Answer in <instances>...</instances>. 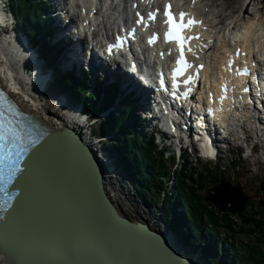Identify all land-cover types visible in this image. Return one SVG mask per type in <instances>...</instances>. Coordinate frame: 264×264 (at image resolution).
I'll use <instances>...</instances> for the list:
<instances>
[{"label": "bare ground", "instance_id": "6f19581e", "mask_svg": "<svg viewBox=\"0 0 264 264\" xmlns=\"http://www.w3.org/2000/svg\"><path fill=\"white\" fill-rule=\"evenodd\" d=\"M48 1L54 7L53 18L57 22V27L59 29L54 36V39H56L55 45L53 41L50 44H53L52 46H54L56 51L59 47L61 48V52H63V54L61 59L59 60L66 65L65 67L62 66L63 69H74V65H78V67L80 65V69L83 65L90 67V71L88 72V74L90 75V78L95 77L93 78V80L95 79L94 82L89 79L90 87H96L97 83L99 82L98 79H101L104 82H108V80L114 79L113 74L110 73V76L105 74L107 71L103 69L106 66L99 60L100 57H97L94 43H92L91 49L92 61L91 63L88 62V56H90L89 43H91V41H93L94 39L99 38L95 33H91L93 29L96 28L97 30H99L102 38L104 39L105 37L103 30L106 31L107 34L111 30H115L116 33H121V31L124 29L122 25H125L126 23L127 25H130L134 20V16L136 15L137 22L135 23V25H138V21H141L140 18L144 16V19L142 20L143 26H141L140 28H142L144 32H146L148 29L157 32L162 27L163 20L159 19L155 22H152L149 24L150 27L147 28L145 26V23L150 22V20L147 19L146 14L148 13L147 11L152 8L162 11L165 4H171L174 7V10L177 12L183 11L192 13L195 16L194 18L198 19L200 23H196L195 28L192 31L193 46L190 50V56L193 61L204 65L199 91L204 92L208 90V94H214V98L216 99L215 105L217 109L219 110L223 106V110L221 112H218V114L219 116L223 117L221 120L223 121V124L228 127V129L234 130L238 128L242 131V134L246 135L248 134V132H253V127L251 125L252 122L243 120V118L245 116L248 117L251 112L246 108L244 110V105H241L242 103H240V100L243 103H245L246 101L248 102L247 95L239 90V86H242L245 83L244 79L235 80L232 85L233 87H230L228 89L230 93L228 96L230 107H228V105H225V103H223L220 99L218 100L217 97L218 95H220L219 86H229V83L232 79L229 75V68L227 65L229 63V60L235 57L236 49H240L242 51V54H239V57L237 59L238 62L245 61V65L251 63L254 66L255 71L253 72V79H255L257 76V67L253 64L254 59L257 63L260 64L261 62L264 65V20H261L262 17L260 18V15L256 14V12H258L259 10H254L255 14L253 16V14L248 11V9L244 10L242 7L241 9L240 6L236 4L235 6H228L227 9L230 12L223 14L217 11L220 9L217 0H195V3H193L192 0H79L86 10L79 11V16H77V18L75 16L72 19L69 14L71 13V10H65V8L69 6L68 0H64L62 4L60 0ZM131 1L136 2V10H133V7L130 5ZM249 1L251 3V0H245L241 6L245 7L249 3ZM5 3L6 2L4 0H0V83L3 85L4 89L11 96H13V98L15 99L14 101H17V104L20 105L22 109H26L27 111L33 113L35 116L39 117L42 121H44L46 125H48V127L59 129L62 126H65L73 130L77 135L81 137L83 143L91 148L96 158H98L102 164V167L104 169V184L106 186V190L108 189V192L109 183L113 178V175L109 172H112V170L108 168V165L106 164L107 161H105L106 158H108V155H106V151L105 153L102 151V146L100 150L99 144L98 142H96L97 140L94 139L95 137L93 136L94 134L92 129L93 125H91L90 123L88 124V120L86 122L85 119H87L88 117L82 115L80 110L76 109V112H69L74 115L77 121H80L79 124L76 125L73 122L69 121L67 118L61 116L56 109L53 110V108L51 107L52 104L49 105L45 103L47 101H43L42 96L38 93V89H44L47 78L49 81L51 77H53V73L52 71H50V74L44 75L42 68L39 71L40 74L35 75V77L30 75V70L34 71L31 68L32 63H38V57L36 55L37 52L34 51V49L32 50L29 42L27 43V40L29 41L30 39L18 28L17 20L15 22V26L13 27L15 20H13V18L10 16V13L5 7ZM261 7H263V4H261ZM205 10H209L207 12L211 16V18L213 17V21L209 19V16H206L207 13L204 12ZM237 11H241V13L238 15V18H241L240 20H238L236 17ZM64 14H67L69 17H66ZM188 18H186V20ZM106 19L108 20L104 21ZM225 21H227V23L229 22L227 26L222 30H217V27L219 25L221 26V24H224ZM77 27L84 29V31L87 33L90 32V34H92L93 36V40L87 43L85 37L82 34L78 36L77 31H75ZM71 30L74 31L71 32ZM17 32L18 34H15ZM2 37H7L8 41H3L1 39ZM140 45L142 46L143 44L141 43ZM62 48H65L64 51ZM155 48H158V46L155 45ZM234 48L236 49L234 50ZM158 51L159 52L157 53V55L160 64L167 65L168 63L172 62L170 56L166 55L165 58L161 57L160 49ZM168 51L173 50L168 49ZM150 54L154 56L156 54V51L152 49ZM82 55L84 59L81 58ZM65 58H67V61H65ZM57 60L54 61L55 64H53L52 67H55V65L58 63ZM119 63L124 64V60L120 59ZM118 71L121 73L122 78L124 79V85H121L120 89H116V91L118 92L117 97H121L120 103L122 105V101L125 100L126 96L128 95V89L136 92L137 90H139V85L135 79L128 77L125 67H119ZM261 78L264 79V76H262V74ZM39 82L41 83L38 87H36L35 85H37ZM111 83L112 82L103 83V85H106L110 88L112 87ZM253 90L256 94L255 99L258 101L257 104L262 105L264 110V82L261 83V90L257 86H254ZM48 93L50 96L52 95V91L48 90ZM234 96H236L239 100L235 103V105H233ZM103 98L104 97H101L100 101H102ZM151 99L152 96L149 97L148 91L142 89V103H140V105L143 106V110L141 108L139 109L140 105H136L133 109L137 110L136 113L139 114L141 118H143L146 128L149 126L153 128V126H156V121L158 120L156 109ZM57 101L63 102L61 108L64 109L66 107L65 101L63 99L56 98V101L54 103H57ZM224 106L227 107V114L224 113V110L226 109ZM236 106H240V109H237ZM71 107L73 108V106ZM64 114L67 117L66 111H64ZM141 118L139 119L142 121ZM260 119L264 122V113L263 116L260 117ZM140 120H138V118L136 120L139 121V125L142 124ZM200 127L201 126H195L194 128L196 130H199ZM250 128L252 130H249ZM175 131H178V128L175 127ZM210 131L213 134L205 131V137H203L206 138V145L209 144L210 147H213L214 149H217L219 151V148L215 142L216 136L214 135V131ZM254 134L258 136L257 133L254 132ZM166 139H169V137H167ZM181 139L185 140V145L192 146L197 150L198 142L194 143V140L191 138V136L187 134H185L183 137L181 136L179 139V144H182ZM256 139L258 138L256 137ZM230 147H232L233 149L234 146ZM178 148L180 149L181 147L178 146ZM55 161V155L50 158L47 157L45 163L42 164L39 172L31 177V183H29L27 187V191L29 193L27 203L32 212L40 208V205L47 201L53 192V189L51 190L50 186L52 184V178L54 175ZM106 176H108V178H106ZM109 197L111 200L113 199V196H111L110 194ZM146 224L151 230H153L149 223ZM153 231L158 234H165L163 233V231ZM166 233V235H171V232ZM174 243L176 244L178 252H181L183 258L194 261L198 264H207L203 259H194L192 256H189L191 253H189V251L187 252L186 250H182L181 245H177L175 239ZM138 244L141 248H143V251H140L141 258H144L145 260L152 259L156 262V264H164V260L160 255H158L154 251L146 249L144 245L141 246L140 242H138ZM199 254L201 257L202 252ZM223 259H225L224 256ZM0 264H6L1 254Z\"/></svg>", "mask_w": 264, "mask_h": 264}, {"label": "water", "instance_id": "95a60500", "mask_svg": "<svg viewBox=\"0 0 264 264\" xmlns=\"http://www.w3.org/2000/svg\"><path fill=\"white\" fill-rule=\"evenodd\" d=\"M0 91L20 113L15 116L27 142L39 140L16 178L4 184L6 189L0 196V254L6 264H90L82 250L97 246L117 247L124 253L120 258L123 264H138L145 260L138 242L160 255L164 264H198L183 258L171 235L158 234L145 222L132 221L118 212L106 190L101 162L79 135L65 126L48 127L22 109L1 83ZM53 155V192L32 212L27 187L46 158ZM252 198L240 184L223 181L213 187L205 201L220 213L240 214ZM260 205L264 208L262 202ZM243 222L248 224L249 220L243 218ZM23 249L32 250V258L25 259Z\"/></svg>", "mask_w": 264, "mask_h": 264}, {"label": "rangeland", "instance_id": "374dc122", "mask_svg": "<svg viewBox=\"0 0 264 264\" xmlns=\"http://www.w3.org/2000/svg\"><path fill=\"white\" fill-rule=\"evenodd\" d=\"M4 1L6 2L5 3L6 9L11 15L12 12L10 9L9 0H4ZM44 1H45L44 4H47L48 6V0H44ZM60 1L62 4V0ZM244 1L245 0H217V3H219V8H220L217 11L223 14L229 13L230 11L227 9L228 6H235L237 4L240 6V8L242 7L244 10L248 9V11H250L253 14V16L255 14L254 12L256 10L257 11L259 10L258 12H256V14L260 15V18L262 17L261 20L262 19L264 20V0H255V1L251 0V3L249 1V3L245 7H243L241 5L243 4ZM68 3H69V6H67L68 9L65 8V10H71V13L72 14L75 13L76 15L78 12L75 8L76 0L74 1L68 0ZM261 4H263V7H261ZM207 11L209 10L204 11L205 13H207L206 16H209L210 17L209 19L213 21V17L211 18V16L209 15ZM53 13H54V10H50L49 14L46 16V20L47 19L51 20V23L48 20L47 21L51 24L52 33L50 34V32L49 33L47 32L48 37L45 38V40L47 44H50L53 41L55 45L56 39H54V36H55V33L59 29L57 27L55 20L52 19ZM240 13L241 11L240 12L237 11L236 17L238 20L241 19L240 17L238 18V15ZM64 15L66 17L68 16L67 14H64ZM71 17L73 19L75 16L71 15ZM107 20L108 19L104 21H107ZM15 22L16 20L14 21L13 27L15 26ZM228 23L227 21H225L224 24H221V26L219 25L217 27V30L224 29ZM52 25H54L56 29ZM53 29L55 32H54V35L52 36ZM72 31L74 30H71V32ZM75 31H77V29ZM21 32L23 31L21 30ZM103 33L107 37L108 35L107 32L103 30ZM15 34H18V32ZM96 35L99 38H102L101 34L99 35L98 33ZM1 39L3 41H8L7 37H2ZM28 42L32 50L34 49V51L37 52L36 55L38 57L37 58L38 63H32L31 68L34 71L30 70V75L35 77V75L40 74L39 71L42 68H43L44 75L50 74L49 73L50 71H52L53 73V77H51L52 80L51 79H50L51 81L49 80L50 82L48 81V78H47V82L44 85V89L43 90L38 89V93L39 95L42 96L43 101L44 100L47 101L45 103L49 105L52 104L51 107L53 108V110L56 109L61 116L67 118L69 121L73 122L76 125L79 124L80 121H77L74 115H72L69 112H72V111L76 112L77 110H80L82 115H85L88 117L87 119H85L86 122L88 120V124L90 123L91 125H93L92 129H93L94 135L93 134L92 135L95 137L94 139L97 140L96 142H98L100 150L102 146L103 147L102 151L104 153L106 151V155H108V158H106L105 161H107L106 164L108 165V168L112 170V172H109V173L113 175V178L111 179L109 183L108 193L111 196H113V199H112L113 203L116 209L119 211V213L123 217H126L132 221L149 223L153 230L163 231V233L165 234H167L166 232H171V236L175 239L177 245H181L182 250H186L187 252L189 251V253H191L189 256H192L194 259L195 258L203 259L207 264H213L205 256L202 255L200 257L199 253L202 252L201 249L204 248V243L203 244L200 243V241L197 239L196 244H193V246L197 248L194 249L193 247L189 245V243L187 244L184 243L178 233L172 232L174 231L173 229L172 231L167 230V228L169 229L170 225L166 223L161 216V211H163L164 208L166 207L164 204L161 203V200L163 201V198H165L166 192L162 194L159 204H153V203L150 204L144 199L143 194L138 193L136 191V188L132 180L130 179V175L126 171L125 166L119 160L118 154L116 153V150H115L116 141L119 140V136H122V135L124 136V134L122 132L115 133V130L111 128H108L107 131L103 129L104 122L106 121L108 122L111 119V117H113L116 113L125 111L124 105H121L120 103L121 97H117L118 95H115V94L112 95L111 94L112 92L109 89L105 90L106 88H104L103 87L104 85H103L101 92L99 94L100 95L99 103L101 104L103 102V100L102 102L100 100H101V97H104L105 98L104 103L106 106L102 108H99L96 106L94 107V110L90 109L89 106L86 105V102L84 101V99H82L81 97L79 98V96L74 91L73 92L70 91V87L72 88L71 85L68 86L69 88L67 87V89H65L66 86L64 87V85L62 84L60 80L62 76L64 75L66 76L67 73L74 74L75 78L78 80L76 73L80 75L81 73V71L79 70L80 65L78 67L79 69L77 68L78 65H74L73 66L74 69H70V68L63 69L62 66L65 67L66 65L62 61L59 60L61 59L63 52H61L60 47L56 51L54 46H52V49L47 53L48 58L46 57V59L51 60L52 55H54V56H57L56 60L58 59L57 60L58 63L55 65V67L54 66L52 67V65L48 66L47 63L49 62L46 59H43L41 57V50L45 51L42 44L36 46L37 42H35L33 46V42H30V40L29 41L27 40V43ZM66 47H69V46H66ZM65 48H62L63 51ZM81 58L84 59L83 55ZM65 61H67V58H65ZM82 67H84V65ZM93 78L95 77L90 78V75H89V79L92 82H94L95 80V79L93 80ZM98 81L101 83L103 82L101 79ZM40 83L41 82H39L35 86L38 87ZM47 83H48V86H47ZM107 83H110V80H108ZM118 85L121 87L122 85L121 79L118 80ZM119 86H118V89H120ZM48 90L52 91L51 96L49 95ZM128 95H132L135 99H137L136 104L137 106L140 105L139 98L136 97L133 91L128 89ZM56 98L63 99L65 101V105L67 108L66 107L64 109L61 108L62 103H63L62 101H57V103H54L56 101ZM71 106H73V108ZM140 108L143 110L142 105L139 106V109ZM64 111L67 112V117L65 116ZM130 111L132 115L129 118L125 119V123L129 126V124L133 125V123L135 122L136 125L138 126L137 131L143 134L144 140L147 141L151 137L152 134H155V129L151 128V126L146 128V126L144 125L145 121L143 120V118H141L139 114L136 113L137 110H133V107L130 108ZM130 111H128L127 113L129 114ZM137 118L138 120H140L139 118L142 119V121L140 120L142 123L141 125L138 124L139 121H136ZM255 126H257L258 128L257 124H255ZM249 130H252V129L250 128ZM257 130L258 129H256V131ZM254 132H255L254 127H253V132L252 131L248 132L247 135L242 134V131L238 128L234 129L233 134L229 135L230 140H231L230 145H227L226 143H222L221 149L219 151L218 160L217 159L207 160V159L201 158L200 153L198 152V149L196 150L193 148V151H192L189 149L185 150L184 147H182L183 148L181 150L182 155L179 158L177 157V154L174 148L172 150H169L168 153H165V156H164L165 166L170 171V174L172 176V177L170 176L167 177V181L165 183L166 186L168 187L167 191H170L175 186V177L176 175L178 176L177 173L181 171L182 164H187V167L189 169L194 168L197 172H202L204 173V176H207L206 178H203L201 180V182L199 183V186H197L198 184H197V179L195 176L193 178L196 183L194 184V186L198 189L197 194L204 199L203 203L207 207L208 214H213L214 216H217V223L220 225V228L222 227L221 228L222 231L220 230L219 237L224 238L226 240L227 245L226 244L225 246L223 245V248L226 250L225 252H223V256L225 257V259H223V256H221V254L218 251L217 252L215 251L217 255V260L219 261L221 260V264H225L226 262L227 264H229L228 262L229 254H230L229 251L231 248L229 246L231 244H234V242L236 243L235 245H239L241 242L251 244V245H257V246L259 245L264 249V208L262 205H260V202L264 204V131L260 135L261 137H257L256 134H254ZM155 136H157V134H155ZM256 137L258 139H256ZM244 138L248 139L247 143H245ZM156 140H159V139H156ZM256 141L257 143L255 145V148L252 150V153H250V156H249V149H251V146H253ZM154 143L158 147L159 150H162V148L157 144V141ZM230 146H234L233 149ZM172 152H175V154H173ZM171 156L175 158L174 162L171 161L173 160ZM214 177L218 178L217 179L218 183L216 184H215ZM106 178H108V176H106ZM223 181H233V182L240 184L243 191L253 197L251 201L247 204V207L244 213H240V214L220 213L213 204L207 203L205 201L206 196L209 193H212L213 187L220 184ZM174 199L176 202L177 212L183 215L185 212L184 206L181 204V202H179L177 198H174ZM224 215H225V218H223ZM243 218L248 219L249 223L248 224L244 223ZM231 222L234 224V228H233L234 232L232 234L223 231L226 229V227H228V224H230ZM255 226L257 230L261 228H263V230L260 232L253 233L252 228ZM181 230L184 231L185 229L181 227ZM202 232L203 234H205L207 232V227L205 226L202 227ZM207 255H210V252H207Z\"/></svg>", "mask_w": 264, "mask_h": 264}, {"label": "trees", "instance_id": "16d2710c", "mask_svg": "<svg viewBox=\"0 0 264 264\" xmlns=\"http://www.w3.org/2000/svg\"><path fill=\"white\" fill-rule=\"evenodd\" d=\"M10 9L18 22V28L22 30L36 46L41 45L45 51L41 50V57L46 59L48 52L52 49L51 44H47V32L51 31L50 23H47V12L44 0H9ZM45 15V16H44ZM50 35V34H49ZM57 56L52 55L51 60H47L48 66H51L56 60ZM48 58V57H47ZM84 80L76 79L74 74L67 73L60 79L65 89L69 85L71 92H75L79 98L81 97L86 102L90 109L94 107L102 108L105 105V98L103 102L99 103L100 92L103 83L99 82V87L94 90L90 87L86 73L82 74ZM69 88V87H68ZM109 89L112 95H118L117 91L112 87ZM90 91V92H89ZM73 94V93H71ZM124 101V100H123ZM122 101V102H123ZM125 111L116 113L111 119L103 123V129L107 131L108 128L115 130L116 133H123L124 136H119L116 141V153L119 160L125 166L126 171L130 175L136 191L143 194L144 199L150 204H159L161 196L166 192L165 198L161 203L166 207L161 211V216L172 229L179 234L184 243H189L191 247L196 249L193 244H196L198 239L200 243H204V248L201 249L202 255L208 258L213 264H221V260H217L215 251L223 256L226 250V240L220 238V225L217 223V216L208 214L207 207L203 203L204 199L197 194L198 189L194 186V177L197 179V186L203 178L204 173L197 172L194 168H188L187 164H182L181 171L175 177V186L167 191L166 186L167 177H172L170 171L165 166L164 156L165 152L159 150L155 145V137L151 136L147 141L144 140V135L137 131V125L134 122L129 126L125 123V119L131 116L130 108L135 105L131 102H123ZM131 103V104H130ZM135 106L133 107V109ZM130 111L128 114L127 112ZM128 115V116H127ZM109 123V124H108ZM109 132V130H108ZM127 133V134H126ZM171 160L174 162V157ZM175 175V174H174ZM217 176V175H215ZM171 179V178H169ZM218 178L214 177L215 184L218 183ZM172 181V180H170ZM177 198L184 206V214L181 215L176 210ZM225 218V215L223 216ZM210 224V225H209ZM232 224V225H231ZM207 227V232L203 234L202 227ZM261 226V224H260ZM181 227L185 229L181 230ZM224 228V227H223ZM234 224L231 222L226 227L225 232L233 233ZM261 228V227H260ZM254 232H260L263 228L257 230L256 226L252 228ZM222 231V230H221ZM207 244V245H206ZM231 244L229 254V264H264V249L261 246L251 245L241 242L239 245ZM227 245V244H226ZM210 250V251H209ZM210 252V255H207ZM227 264V262L225 263Z\"/></svg>", "mask_w": 264, "mask_h": 264}, {"label": "snow or ice", "instance_id": "6c2138e0", "mask_svg": "<svg viewBox=\"0 0 264 264\" xmlns=\"http://www.w3.org/2000/svg\"><path fill=\"white\" fill-rule=\"evenodd\" d=\"M192 2L195 3V0H192ZM187 15V13L181 11L179 13V19H177L171 11V4L165 5L164 16L166 20L164 23L167 25V31L164 33V37L166 41H175L180 52L179 58L176 60L177 67L173 70L174 86L175 77L183 75L185 70L191 67L185 60L184 49L185 44L193 39V37L185 36L183 34L184 30L195 23H200L190 17L185 20ZM142 19L143 18H141V20ZM149 19H155V13H149ZM154 40L155 37L149 42L152 43ZM237 54H239V49H237ZM229 63L231 64V61H229ZM240 74H247V69ZM192 79L193 77H188L184 83L189 84ZM190 91L191 89L189 88L188 91L184 92L182 95L186 98ZM245 91H247V89H245ZM223 98L224 97H221V99ZM5 105H7L6 108ZM209 111L211 112V109H209ZM9 114L20 115L14 106L7 101V98L0 93V191L4 190V184L11 183L16 178V173L21 171L19 168V161L21 157L28 152V147L23 146V136L20 126L9 118ZM38 143L39 140L31 141L32 145ZM41 147H43V145H41ZM5 252L8 259L11 260V253H9L7 249H5ZM82 252L86 259L90 261V264H123L120 258L124 256V253L117 247L97 246L84 249ZM22 254L25 259L32 258V250L30 249H23ZM138 264H156V262L142 260L139 261Z\"/></svg>", "mask_w": 264, "mask_h": 264}, {"label": "flooded vegetation", "instance_id": "af4514ba", "mask_svg": "<svg viewBox=\"0 0 264 264\" xmlns=\"http://www.w3.org/2000/svg\"><path fill=\"white\" fill-rule=\"evenodd\" d=\"M258 227V226H257Z\"/></svg>", "mask_w": 264, "mask_h": 264}]
</instances>
